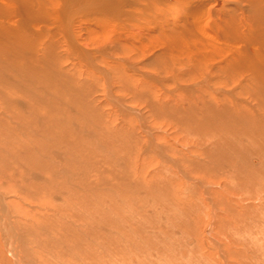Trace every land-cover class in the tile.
I'll use <instances>...</instances> for the list:
<instances>
[{
  "label": "rangeland",
  "instance_id": "rangeland-1",
  "mask_svg": "<svg viewBox=\"0 0 264 264\" xmlns=\"http://www.w3.org/2000/svg\"><path fill=\"white\" fill-rule=\"evenodd\" d=\"M109 52H113L112 48ZM118 56L121 55L118 54ZM124 56H127L125 58H130L129 60L131 61L133 59V62H135V58L136 61L145 60V57H133L132 55ZM97 58H93L94 62L98 65L100 64L102 67L103 64L107 62L109 64L113 62L117 65L123 64V62H116V60L112 62V60L107 57ZM150 58H148L147 61H149ZM153 58L154 57L151 59ZM95 59L98 62H96ZM102 61L103 64H101ZM78 62L79 61L76 62L78 66L75 67H72L71 64L65 65L64 63V68L69 69V73L72 76L77 75L78 82L81 83V81H84L86 83L85 88H87H79V90L82 89V91H86L87 95L83 92L75 96L66 97L65 99H68L67 103H69L68 101L71 100L72 97V99L75 97L82 98V102H86V105L89 104V107L94 111L87 109L90 113L87 112L92 114L91 116L93 118L87 115L85 110L79 109L77 105L74 106L71 104L72 109H74L71 110V105H67L65 103L66 100L63 98V96H65V94H63L64 92H62L63 89L56 91L47 88L48 91L43 88V90H45L44 92L41 89L43 94L40 92L34 94V97H37L39 93L42 94H39L38 98L44 96V106L48 109V111L46 108L41 110L40 119L45 118V123L40 122L42 125L40 123L35 124L31 119L20 120L17 118L20 123L16 119L15 121L13 119L14 114L9 112V110L3 109L4 105L0 103V116H2L3 113L4 117H6L5 120L3 116L2 119L0 118L3 120L2 122L6 121L4 126H0V130H4L0 132L2 134H0V140L5 139L0 141V149L3 150L0 152V158L2 157L0 159V242H2L0 243V264H15L19 263L20 260L22 262L20 261L21 263L19 264H185V261L186 264L188 262V264H198V262L199 264H223L220 254L224 250L223 247L219 248V246L222 245V229L223 227L225 228L226 220H232L230 224L231 230L235 231L232 233V236L237 238L239 243L243 242V246L239 244L241 247L240 249H234L241 257L243 256V259H241V257L239 259L233 258L230 255L231 252L229 253L232 249L224 251L228 253L229 263L260 264L259 262H261V264H264V176H258L264 174V165H262V163L264 164V149H261V147H264V132L261 136L253 132L254 137L253 135H251V138L249 137L252 139V145L250 142L248 144L245 142L243 143L237 138L232 139V141L231 139H227L224 144L227 143L229 149L227 147L221 149L217 147V149L213 151V144H204L206 143V140H204L205 138H203V136H205L203 133L204 127L198 129L193 126L194 124L189 122V124L185 122V125L181 123L183 121L176 117L172 116V118L171 115L165 114L164 93H162V88L159 87L161 89L159 90L158 87H155L157 84L151 83L150 80H147V82L144 81L145 87L147 85L145 88L148 93L147 97L154 99L157 106L161 107V109L155 112L145 100H136L131 92L119 88L120 84L117 82V79L108 69V66L104 65L107 66L105 68H107L106 70L109 75H112L111 92L113 97L118 99L124 108L131 107L140 112L141 116L138 119L135 114L123 109V107H115V105L109 101V93L106 90L107 84L103 77L99 75V79L98 74L95 73V76L93 72V74H89L90 71L84 70L81 67L82 63ZM146 64H148V62H145L142 67ZM151 68L148 67L150 70ZM79 70L83 72L81 79L79 78L80 73L78 72H81ZM151 72H154V70ZM144 82L138 84L141 86ZM172 86L173 84L168 85V88L173 90L174 87ZM46 90L48 92H46ZM57 93H60L58 94L60 97L57 96ZM62 94L63 96H61ZM45 95H48L47 98H45ZM48 98L52 100L54 98L56 101L61 99L60 103L57 102L60 108L57 104L49 102ZM90 100L93 101V103L90 102ZM47 102L48 105H46ZM12 110L17 114V109L14 110L13 107ZM63 110L64 112H62ZM79 110L82 112H79ZM159 110L165 115H160V113H158ZM45 112L48 113L46 114ZM51 112L54 114L52 118L54 116L56 120L62 118L58 123L60 124V122L62 123L63 121V124H61L63 126L58 124L57 127H55L52 123H46L47 118L50 116L49 113L51 114ZM55 112L57 113L55 114ZM9 116L12 117L10 118ZM77 118L79 119L77 120ZM10 119H12V121ZM2 122L0 121V123ZM64 123L66 126H64ZM103 123L104 125L107 123L105 127L102 126ZM33 124H35V126H33ZM141 124H143V129L145 130L142 129L140 126ZM8 125H12L13 127L11 126V128ZM190 126V131L194 127L191 132L189 131ZM62 127H64V129L66 127V129L64 130ZM70 128H72V130H70ZM9 129H11L12 132ZM45 129L50 130V133L53 132L51 134L55 133L56 135L54 134V137L53 135L51 136V134L48 133L49 131H45ZM54 129L55 131H52ZM62 129L64 131H62ZM6 131H8V133H6ZM39 131L41 134L37 133ZM117 131L118 133H116ZM16 132L18 133L17 135L14 134ZM67 132H70L73 137ZM85 132H89L93 136H87ZM198 133H202L203 139ZM4 134L6 136L12 134L13 136L15 135V137L8 135L7 138H5L6 136ZM23 137L26 138L24 139ZM59 137L61 138L62 144ZM10 138H12L11 141H9ZM13 139H18V141ZM39 139L43 144H40V141H38ZM55 140L58 141L59 146ZM65 140L69 142L66 143ZM200 140H204L203 143H201ZM52 141L55 143H52ZM90 141L92 145H90ZM4 142L5 144L7 142L9 143L6 144V146L5 144L2 146ZM84 142L88 143L89 146H87V148L84 147L86 146ZM150 142L153 143L151 144ZM14 143H18V145H12ZM47 143H49V146ZM236 143L239 147L235 146ZM25 144L27 146H25ZM50 145H52L51 147L53 148H51ZM65 145L68 146V149L64 147ZM152 145L155 149H153ZM233 145L234 147H232ZM45 146H47V148ZM61 146H63L62 150ZM209 147H212L210 150L215 153H213L214 157L212 153H207ZM259 147L260 149H258ZM8 148L10 149L8 150ZM222 149L224 150L222 151ZM54 150L59 154V157L53 155V153L55 154ZM122 150H124V152ZM217 150L222 152L217 154ZM225 150L226 152H224ZM8 151L11 152L9 153ZM19 151L26 155L21 154L22 156L20 158V156H18V154H20ZM29 151H31V155ZM155 151L156 153L158 151L157 155ZM243 151H245V153ZM232 152H235V155ZM100 153L103 155L101 154L99 156L98 154ZM221 153H224V155L226 153L224 158H227V160H223V154L220 155ZM34 154L36 156H34ZM66 154H68V156ZM77 154L78 156H76ZM40 156L44 158H40ZM83 156L88 157L86 159ZM253 157L261 161L259 165H262L261 167L255 166L252 163L251 158ZM57 158L60 159L58 160ZM164 158L165 160L163 161L162 159ZM210 158L213 162H211ZM14 159H16L17 162ZM65 159L68 160L66 161ZM34 160L37 161H35L38 163L37 165ZM171 160H173L175 164ZM28 161L29 163H31V161L33 162L29 164ZM40 161H42V163ZM53 161H56V165L58 161H61L58 165L60 163L64 165L62 167L59 165V168L55 165L56 170L55 167L49 168L51 165L54 166ZM14 162L16 163L14 164ZM225 162L228 163L229 166H226ZM222 163H224L227 169L222 170V168H226ZM245 163L249 164V166ZM10 164L12 165L10 166ZM32 164H35L33 168L31 166ZM73 164H75V167ZM252 164L253 167L251 166ZM202 165L204 167H202ZM219 165L224 167L221 168ZM42 166L45 167L43 168ZM172 166L176 168L174 169ZM218 166L219 168H217ZM208 167L211 168L209 169ZM204 168L207 170H204ZM213 168L217 169L215 170ZM176 169L180 170L179 173ZM218 169L222 171L220 172ZM231 169L235 170L232 171ZM254 169H256V171ZM208 170L210 173L207 172ZM212 170L214 172L216 171L215 174ZM244 171H248L245 172V177L242 174ZM183 172L185 176H187L186 179H184L185 176ZM219 172L222 176L224 174L226 175L222 177ZM233 172L239 173V176L233 174ZM228 173L229 176L227 175ZM246 173L251 177L248 181V175ZM181 174L183 177H181ZM252 174H255V178L257 179L253 178V176H251ZM240 175H242L244 179ZM217 176L221 178L218 179ZM228 177H230V180ZM232 178L237 181H233ZM232 182L236 183V187H234L235 184ZM40 183L41 185H39ZM240 186L242 187L241 189ZM236 189H240L243 192L237 191ZM230 207L232 208L230 209L232 213L228 210ZM7 209L8 211H5ZM238 218L242 219H239L238 222ZM1 221L4 222V225ZM211 222H213V226L210 224ZM6 225L7 227L12 226L10 227L11 229L7 228ZM235 225L239 227H237V233L235 230L236 227L233 229ZM2 226L5 227V229ZM248 226L249 229L247 228ZM7 231L10 234H8ZM248 231L251 234H249ZM17 239H19V242ZM7 242L9 244H7ZM16 245L17 247L19 245L20 248L18 249L15 247ZM7 248H9L10 251ZM237 249L242 251L239 252ZM144 250L145 252H143ZM255 250L257 251L256 253ZM11 252L14 257L11 255ZM242 253H244V255ZM6 254L9 258L8 261ZM246 254L247 256L249 255L250 259L247 256L245 257ZM9 255L15 259H11L12 257H9ZM202 258L204 261L201 260ZM245 260L246 263H243L242 261Z\"/></svg>",
  "mask_w": 264,
  "mask_h": 264
},
{
  "label": "bare ground",
  "instance_id": "bare-ground-1",
  "mask_svg": "<svg viewBox=\"0 0 264 264\" xmlns=\"http://www.w3.org/2000/svg\"><path fill=\"white\" fill-rule=\"evenodd\" d=\"M111 48L113 52H109ZM118 54H120L121 56H118ZM124 55H129V56L132 55L133 57H145V60L136 61V58H135V62H133L134 61L133 59L131 61L129 60L130 58L129 59L125 58L127 56H124ZM92 57L93 58L94 57L95 58L107 57L111 59L112 62L116 60V62L117 61L123 62V64L117 65V64H114L115 62H113L111 64L117 65V66H113L109 64L108 62L107 63L104 62L105 64H103V61H102L101 63L103 64V67H102L100 64L98 65L97 63H95ZM146 57L148 58L154 57V58L153 59L150 58V60L147 61L148 58ZM77 61L82 63L81 67L84 70L90 71V73L88 72L89 74L93 72L94 75L96 73L98 74V77L99 75L103 77L104 81H106V84H107L106 90L109 93L108 94L109 101L113 105H115V107L116 106L123 107V109H126L130 113L135 114L138 117V119L141 116L140 112H138L137 110H134L131 107L124 108V106H122V104L118 101V99H115L113 97L112 92H111V88H112L111 76L112 75L111 76L109 75V73L106 70L107 68L105 67L108 66V69L113 73L114 77L117 79V82L120 84L119 88H121L122 90L131 92L134 99L136 100H142V99L145 100V102H147L149 106L154 109L155 112H157L158 109H161V107L157 106L156 101L154 99H150L149 97H147L148 93L146 92V89H145L147 85L145 87L144 81L147 82V80H150L151 83L159 85V86L155 85V87H158L159 90H161L160 88H162L163 90L162 93H164L163 98L165 101L164 108H166L164 110L166 112L165 114H169L171 115V117L173 116L183 121L181 122L182 124H185V122H187V124L192 123L194 124L193 126L198 129H200L201 127H204L203 128L204 132L202 130V132L205 135L203 136V138H205L204 140H206V143L204 144L205 145L213 144V151L214 149H217V147L219 149L224 148V147L228 148L229 146L227 145V143L224 144V142H226L227 139L229 140L231 139L232 141V139L237 138L243 143L245 142L248 144L250 142V144L252 145L251 143L252 139L250 138H251V135H253L254 137L253 132L255 134H258L259 136H261V134H263L264 132L263 131L264 129V0H0V103L4 105V106L2 105L4 107L3 109L9 110V112H12L14 114L13 115L12 113H10L14 116L13 117L14 120L16 119L18 121V119L20 120H26V119L30 120L31 119L34 121L35 124L40 123V122L45 123V120H44L45 118L40 119L41 118L40 115L42 112L41 110H44L46 108L44 106L45 99L43 100L44 96L43 97L41 96V98H38L40 93L43 94V91L45 92L43 88L44 89L48 88V89L56 90V91H58L59 89L61 90L63 89L62 92H64L63 94H65V96H63V94L61 96H63L64 99L66 97L75 96L78 93H83L84 91H82V89L79 90V88H85L86 83L84 81L83 82L81 81V83L78 82L79 81L78 76L77 75L72 76L69 73V69L64 68L65 65H69V64H71L72 67L78 66L76 65ZM145 62H148V64L142 67V65L145 64ZM104 65H107V66H104ZM148 67L149 68L152 67L154 72H151L153 71L152 68L150 70L148 69ZM78 73H80L79 78L81 79L83 72L81 71ZM92 78H93V75H92ZM140 82H144V83L140 86L138 84ZM171 84H173L172 86L174 87L173 90L168 88V85H171ZM47 90L46 92L49 91ZM38 92L40 93L37 94V97H34V94ZM60 93H57V96H59L58 94ZM84 93H86L87 95L86 91ZM47 96L45 98H47ZM54 98L53 100L51 98H48V101L52 102V104L53 103L57 104V102L59 103L61 102L60 101L61 99L60 100L58 99L59 101L58 100L56 101ZM72 98L71 100L68 101L69 103H67L68 99H65L66 100L65 103L67 105H71V104L74 106L77 105L79 109L85 110L87 115L89 116L92 115V114H89L90 112L87 110V109L92 110L91 107H89V104L86 105L85 104L86 102L83 103L82 98H76V97L74 99ZM90 102L93 103V101L91 100ZM46 105H48V102L46 103ZM72 105L70 106L71 110H74L72 109ZM53 106H56V105H53ZM13 107H14V110L17 109V114L13 112L12 110ZM58 107L60 108V106ZM80 111L81 110H79V112ZM62 112H64V110ZM56 113L57 112H55V114ZM158 113H160V115H165L162 112H160V110ZM51 114L49 113L50 116L49 118H47L46 123L47 122L52 123L55 125V127H57V125L59 124L58 122L62 120V118L57 119L58 120L57 121L55 119V116L52 118L54 114L52 115ZM2 116L4 117L3 113H2ZM2 116H0L1 119L3 118ZM60 116H57V117H60ZM5 118L6 117H4L3 119L5 120ZM1 119L0 121L2 122L3 120ZM78 119L79 118H77V120ZM10 120L12 121V119ZM2 123H0L2 124L0 126H4V123H6V121ZM104 123L102 125L103 127H105V125L107 124L106 123L104 125ZM35 124H33V126H35ZM61 124H63V121L62 123L60 122L59 125ZM5 126L7 127V125ZM8 126L11 127L12 125H8ZM64 126H66V124ZM140 126L142 127V129L144 128L143 124H141ZM62 128L64 129V127ZM190 128L191 126L189 127V131H190ZM63 129L62 131H64L66 127L64 130ZM9 130L11 131V129ZM46 130L48 129H45V131ZM70 130H72V128H70ZM3 131L0 130V132H3ZM8 131H6V133H8ZM48 131H49L48 133H50V130ZM52 131H55V129ZM59 131L62 132L61 130ZM118 131L116 133H118ZM196 131H199V130H196ZM259 132H262V133H259ZM37 133L41 134L40 131ZM67 133H70V132H67ZM85 133L87 136L91 135L89 132H85ZM221 133L224 135H222ZM14 134L17 135L18 133L16 132ZM54 134H51V136L53 135L54 137ZM201 134L202 133L200 134L198 133V135H201ZM21 135L23 136L22 133ZM7 136L5 138H7ZM32 136L34 137L33 134ZM12 137H15V135L14 136L12 135ZM200 137L202 138V135ZM11 139L12 138H10L9 141H11ZM40 139L38 141H40ZM1 140L3 141L5 139H1ZM13 140L18 141V139H13ZM204 140H200V142L203 143ZM60 141H61V138H60ZM66 141L67 140H65V142ZM8 143L9 142H7L6 144ZM41 143L43 144V142L40 141V144ZM52 143H55V142L52 141ZM56 143L59 146L58 141H56ZM84 143L86 145L84 147L87 148V146H89L88 145L89 140H88V143L87 142H84ZM150 143L152 144L153 142H150ZM237 143L235 146H238ZM4 144L5 142L3 143L2 146H4ZM47 144L49 146V143ZM61 144H62V141H61ZM12 145H18V143L17 144L14 143ZM90 145H92L91 141H90ZM25 146L27 145L25 144ZM37 146L39 147L38 143H37ZM51 146L52 145H50V147ZM45 147L47 148V146ZM62 147L63 146H61V150H62ZM64 147L67 148L68 146L65 145ZM79 147L81 148L80 144H79ZM232 147H234V145ZM10 148H8V150ZM211 148L212 147H209V150L207 149V153H212V154L214 153L213 151L211 152L210 150ZM153 149L155 148L153 147ZM258 149H260V147ZM261 149H264V147L263 148L261 147ZM1 150L2 149H0V152ZM223 150L224 149H222V151ZM226 150L224 152H226ZM122 151L124 152V150ZM222 151L217 150V154H219V152H222ZM8 152L10 153L11 151H8ZM29 152L31 155V151ZM235 152L234 153L232 152V153L235 155ZM243 152L245 153V151ZM19 153L20 154H18V156H20V158L23 154L26 155L25 153L22 154L20 151ZM252 153H253V150H252ZM68 154L66 155L68 156ZM101 154L102 153L98 155L100 156ZM214 154L212 155L213 157H214ZM53 155L58 156L59 154H57V152L55 151V154L53 153ZM220 155H222L224 158L226 153L225 155L224 153H221ZM34 156L36 155L34 154ZM76 156H78V154ZM41 157L42 156H40V158ZM87 157L85 158L87 159ZM225 159L227 160V158H224L223 160L225 161ZM14 160L16 161V159ZM49 160L51 161L50 158ZM162 160L164 161L165 158ZM228 160L232 161L230 159ZM35 161L36 160H34V162ZM61 161H58L57 165L55 164L56 161L55 162L53 161L54 166L51 165L49 168L55 167V165L57 167L59 165L60 167H62L64 164L61 165L60 163L58 165V163ZM251 161L255 166H259L261 164V161L254 157L251 158ZM16 162H14V164ZM32 162L33 161H31V163ZM40 162L42 163V161ZM211 162H213V160H211ZM37 164L38 163H36V165ZM169 164H172V163H169ZM222 164L224 165V163ZM253 164L251 165L252 167H253ZM11 165L12 164H10V166ZM33 165L35 164L31 165L32 168H33ZM73 165L75 167V164ZM212 165H216V164H212ZM225 165L229 166L228 163H226ZM247 165L249 166V164ZM262 165L264 164L262 163ZM219 166L217 168H219ZM224 166H220V167L222 168ZM3 167H6V166H3ZM176 167H177V164H176ZM176 167L174 166L173 168L175 169ZM202 167L204 166L202 165ZM177 169L176 171H178L179 173L180 170H177ZM205 169L206 168H204V170ZM223 169H227V167L222 168V170ZM55 170H56V167H55ZM218 170L220 172L222 171L220 169ZM254 170L256 171V169ZM207 172H209V170ZM215 172L213 171L214 174ZM245 172H248V171H244V173H242L244 177L246 176L244 175ZM233 174L238 175L239 173L237 174V172L236 173L233 172ZM227 175L229 176V173ZM220 176H222L221 173H220ZM251 176L255 178V174H252ZM256 176H257V172H256ZM258 176H264V174L258 175ZM181 177H183L182 174H181ZM247 177H248V179L246 178L247 181L250 180L249 178L251 177H249V175ZM186 178L187 176L184 177V179ZM220 178L218 177V179ZM229 178L230 177H228V179ZM234 180L237 181L236 179H233V181ZM233 184H235L234 187H236V183H233ZM39 185H41V183ZM241 188L242 187L240 186V189ZM240 189L238 190L236 189V190L242 191ZM230 209L232 208L231 207L228 208V210ZM5 211H8V209ZM231 211L232 210H230V212ZM254 212H257V211H254ZM239 219L241 220L242 218H238V222H239ZM231 222L232 220L225 221V228L223 227L222 229V232H223L222 245L219 246V248L223 247L224 251H228L232 249L231 251H229V253L231 252L230 255L235 259L236 258L239 259L241 256L235 250L236 248L240 249L241 248L240 245H242L243 242L239 243L237 238L232 236V233L235 231L231 230V226H230ZM2 223L4 225V222ZM210 224L213 226V222H211ZM10 227L12 226H8L7 228L11 229ZM237 227H238L237 225L233 227V229L235 228L236 233L239 228ZM3 228L5 229V227ZM247 228L249 229V226ZM8 234L10 233L8 232ZM11 234H15V233H11ZM4 237H5V234H4ZM6 237H7V234H6ZM18 240L19 239H17V241ZM8 242L7 244L10 243ZM246 243H249V242H246ZM15 247H17V245ZM17 248L19 249L20 246L18 245ZM7 249L9 250V248ZM224 251L222 252L220 251L221 252L220 258L223 264H231L229 263L230 260L228 257V253H225ZM143 252H145V250ZM256 252L257 251L255 250V253ZM242 254L244 255V253ZM258 254H261V253H258ZM11 255L14 257L12 252H11ZM11 255H9V257ZM246 256L247 254L245 255V257ZM13 257L11 259H13ZM247 257L250 259L249 255ZM7 258H8V255H7ZM241 259H243V256L241 257ZM8 260L9 258L7 259V261ZM201 260H203V258ZM20 261L19 263L22 262ZM242 262L246 263V260ZM19 263H15V264H19ZM259 263L261 264V262ZM185 264H186V261H185Z\"/></svg>",
  "mask_w": 264,
  "mask_h": 264
}]
</instances>
